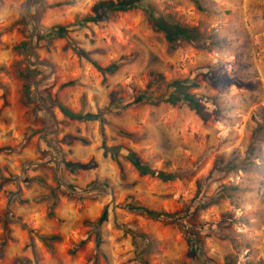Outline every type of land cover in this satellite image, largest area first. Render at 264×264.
Masks as SVG:
<instances>
[{
  "label": "rangeland",
  "instance_id": "374dc122",
  "mask_svg": "<svg viewBox=\"0 0 264 264\" xmlns=\"http://www.w3.org/2000/svg\"><path fill=\"white\" fill-rule=\"evenodd\" d=\"M100 1L0 0V264H264V0H143L87 22ZM144 7L208 47L169 43ZM73 46L122 60L102 72ZM173 81L207 123L152 100ZM104 145L186 174L141 176ZM133 206L180 211L183 226Z\"/></svg>",
  "mask_w": 264,
  "mask_h": 264
},
{
  "label": "trees",
  "instance_id": "16d2710c",
  "mask_svg": "<svg viewBox=\"0 0 264 264\" xmlns=\"http://www.w3.org/2000/svg\"><path fill=\"white\" fill-rule=\"evenodd\" d=\"M143 0H106V1H100L96 7V15L87 17L85 20L87 22H100L107 20L110 14H119L123 12H127L130 10L137 9L139 7H142ZM145 10H147L152 25L158 30L164 33L165 38L167 41L171 44L179 43V42H187V43H194L199 48H207L208 43L203 39L201 34L199 33L198 29L195 27H189L185 25H181L178 22L172 21L170 19H166L161 16H155L153 10L149 9V7H144ZM55 33V36H58L60 38L67 39V46L72 42V40L69 38L67 32V27H56L55 30H53ZM72 50L81 58H85L89 60L95 68H97L99 71L102 72H112L115 71L119 63L122 59H120L118 62H115L107 67L100 66L96 61H94L91 56L90 52L86 51L83 48H79L76 46L72 47ZM211 82L216 83L214 79L211 80ZM241 84V83H238ZM191 86L189 82L186 81H173L171 84H169L167 91L165 95H163L160 99H152L155 103L158 102H166L170 104L171 106H176L180 103H185L189 108H191L195 114L198 116V118L203 122L207 123L210 115L212 113L206 112L204 109V106L201 102V100L194 94H191L187 91V89ZM194 86V84H192ZM248 86V85H245ZM58 104V103H57ZM59 108L61 111L67 115L70 119H76L79 121H95L98 119H103L102 112L94 114V113H87L85 115L82 114H75L70 111H68L63 106L59 105ZM131 138L135 139L134 135L127 134ZM104 150L107 153H110L111 156L115 161H118L120 156H123L127 159H129L133 165L137 168L138 173L141 176H157L158 178L162 179L163 181H176L181 180L184 175L186 174L185 171L182 173L180 172H160L156 173L153 170H151L144 162L141 156L131 150L130 148H125L121 145L108 147L104 145ZM200 188H197V191L199 192ZM133 210L139 211L145 216H148V218L153 220H160L163 221L165 224H174L177 226L182 227L181 223H178L179 221V212H159L155 210H150L148 208L142 207V206H133ZM106 218V213L101 217L98 226H101V224L104 222ZM52 238V237H51ZM55 238V237H53ZM74 249H71V251H74Z\"/></svg>",
  "mask_w": 264,
  "mask_h": 264
}]
</instances>
